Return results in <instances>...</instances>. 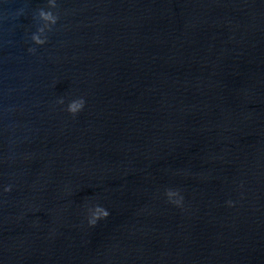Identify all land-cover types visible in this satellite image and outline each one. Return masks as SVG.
Here are the masks:
<instances>
[{
	"label": "water",
	"instance_id": "1",
	"mask_svg": "<svg viewBox=\"0 0 264 264\" xmlns=\"http://www.w3.org/2000/svg\"><path fill=\"white\" fill-rule=\"evenodd\" d=\"M57 5L0 0V264H264V0Z\"/></svg>",
	"mask_w": 264,
	"mask_h": 264
},
{
	"label": "clouds",
	"instance_id": "2",
	"mask_svg": "<svg viewBox=\"0 0 264 264\" xmlns=\"http://www.w3.org/2000/svg\"><path fill=\"white\" fill-rule=\"evenodd\" d=\"M57 0H48V7L49 9H56L57 8ZM38 19L42 21V26L38 28L37 33L33 34L32 40L38 46H44L48 40L46 33L51 32L55 26L59 22V15L54 13L51 10L46 11L45 9L41 8L38 11ZM30 52H35V49H29ZM59 103L62 105L64 104V100H59ZM86 106V101L84 98H79L71 103H69L67 111L73 116H77L80 112L84 110ZM5 192H11V186L6 187L4 189ZM166 195L170 203L175 204L177 207L183 206V196L179 193V191L174 190H167ZM230 206H234L232 202H229ZM89 226L96 227L100 220H106L110 213L102 206H95L93 209L89 210Z\"/></svg>",
	"mask_w": 264,
	"mask_h": 264
}]
</instances>
